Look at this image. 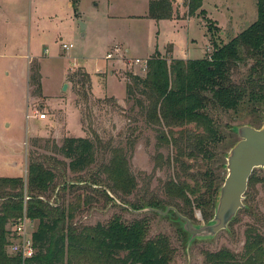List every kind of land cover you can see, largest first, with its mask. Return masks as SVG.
Returning a JSON list of instances; mask_svg holds the SVG:
<instances>
[{
  "label": "rangeland",
  "instance_id": "obj_1",
  "mask_svg": "<svg viewBox=\"0 0 264 264\" xmlns=\"http://www.w3.org/2000/svg\"><path fill=\"white\" fill-rule=\"evenodd\" d=\"M187 1H175L179 19L156 20L146 16L149 0H0V176H22L28 184L30 163H42L55 179L44 193L26 188L25 204L41 200L51 215L62 216L66 234L101 224L136 230L143 241L159 239L165 264H207L209 255L222 250L241 258L249 228L264 240V169L260 168L252 174L245 194L247 208L212 239L188 245L189 234L175 214L133 211L143 209L154 197L166 198L163 185L174 169H155L154 157L158 152L165 158L175 154L174 145L157 149L160 126L147 122L136 99L127 95V72L146 75L135 59L148 60L156 50L173 58L169 42L176 44L180 55L210 56L258 15L257 0H205L206 12L190 19ZM65 43L73 47L63 49ZM116 47L120 50L115 51ZM110 52L114 55L108 59ZM35 64L40 66V94L35 91ZM247 69L246 63H239L232 73L234 80L239 82ZM138 96L148 104L144 96ZM35 113L47 117L40 119ZM214 115L221 139L216 159L211 163L193 160L194 174L212 164L219 170L224 153L240 139L234 126L259 127L264 122V113L247 103L239 110H217ZM67 137L95 142V161L84 171L71 170L70 159L61 153ZM118 147L128 157L134 188L120 175L116 183L113 180L110 164ZM178 203L186 211L185 203ZM168 206L177 209L174 204ZM192 220L208 221L197 207ZM28 221V230L34 232L38 219ZM80 264L90 263L83 258Z\"/></svg>",
  "mask_w": 264,
  "mask_h": 264
},
{
  "label": "trees",
  "instance_id": "obj_2",
  "mask_svg": "<svg viewBox=\"0 0 264 264\" xmlns=\"http://www.w3.org/2000/svg\"><path fill=\"white\" fill-rule=\"evenodd\" d=\"M175 1L149 0L147 17L178 18ZM204 1H187L189 17L206 12ZM257 12L255 22L228 43L216 46L210 56L169 59L156 51L147 60L145 76L127 72L128 97L136 99L147 122L160 126L157 149L175 147L173 157L165 158L162 152L154 157L155 169L167 166L174 169V174L163 185L166 198L154 197L148 205L165 210L167 205L174 204L190 219L197 207L208 220L213 217L217 195L227 175L222 172L227 153L217 172L212 164L203 173L194 174L192 162L207 159L211 163L216 159L221 139L215 111H236L247 103L254 111L259 109L264 113V0H257ZM241 62L248 69L237 82L232 73ZM32 71L35 91L40 94V66L33 65ZM85 75L89 80L90 74L85 72ZM138 95L144 96L148 104ZM130 145L134 148L135 140ZM60 151L70 159L69 167L73 171H84L96 158L95 142L87 137L65 138ZM113 152L110 169L114 182L120 175L134 188L135 178L124 149L114 148ZM54 179L55 175L39 162L30 163L28 184L22 176H0V264H24L21 256L11 254L7 248L11 244V227L25 214L39 221L32 233L36 253L25 264H80L83 258L90 264H165L164 247L159 239L143 241L137 238L136 230L101 224L66 234L62 216L51 215L41 200H29L25 204L26 188L44 193ZM178 200L185 203L186 211ZM171 214L175 213L171 211ZM207 264H264V240L256 229L249 228L241 258L222 250L209 255Z\"/></svg>",
  "mask_w": 264,
  "mask_h": 264
},
{
  "label": "water",
  "instance_id": "obj_3",
  "mask_svg": "<svg viewBox=\"0 0 264 264\" xmlns=\"http://www.w3.org/2000/svg\"><path fill=\"white\" fill-rule=\"evenodd\" d=\"M67 85L64 84L63 90ZM233 131L240 139L226 154L224 167L227 175L217 195L214 215L206 223H195L172 206L166 207L165 210L148 206L132 210L139 213L152 211L163 216L173 211L183 230L189 234L188 245L196 240L212 239L220 231L228 229L239 211L247 208L244 202L245 194L254 170L264 169V122L259 127L252 124L234 126Z\"/></svg>",
  "mask_w": 264,
  "mask_h": 264
},
{
  "label": "built area",
  "instance_id": "obj_4",
  "mask_svg": "<svg viewBox=\"0 0 264 264\" xmlns=\"http://www.w3.org/2000/svg\"><path fill=\"white\" fill-rule=\"evenodd\" d=\"M73 47V44H63V49H69ZM120 48L116 47L115 51H119ZM113 53L110 52L107 54V58H113ZM135 63L141 64L142 69L147 71L148 65L147 60H141L139 58L135 59ZM34 115L38 116L40 119H45L47 117L46 113H35ZM30 117V115H28ZM28 217L26 214L23 218L16 224H13L11 227L12 237L11 244L9 245V251L11 254L19 255L22 258L23 263L25 264L30 258H32L36 253V248L34 246V241L32 233L28 230Z\"/></svg>",
  "mask_w": 264,
  "mask_h": 264
},
{
  "label": "crops",
  "instance_id": "obj_5",
  "mask_svg": "<svg viewBox=\"0 0 264 264\" xmlns=\"http://www.w3.org/2000/svg\"><path fill=\"white\" fill-rule=\"evenodd\" d=\"M203 9H205V8H203ZM148 12H149V9H148ZM148 12H147V14H146V16H148ZM195 16H193V17H190V19L192 18H194ZM183 18V17H182ZM177 19H179V18H177ZM168 44H172V55H173V58H183V59H192V58H190L189 56H183V55H180L177 51H176V44L174 43V42H169V43H167V45ZM166 45V46H167ZM166 46H164V49H165V47ZM188 51L190 50V47L188 46V49H187ZM156 51H160V52H163L162 50H156ZM154 54V53H153ZM152 54V55H153ZM151 55V56H152ZM148 58V57H147ZM200 58H202V57H200ZM193 59H198V58H193ZM112 75V74H111Z\"/></svg>",
  "mask_w": 264,
  "mask_h": 264
}]
</instances>
